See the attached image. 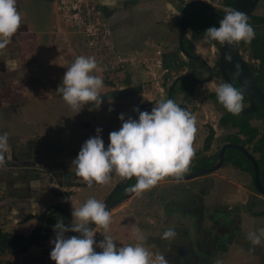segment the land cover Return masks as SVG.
I'll return each mask as SVG.
<instances>
[{
    "label": "crops",
    "instance_id": "0c3cea01",
    "mask_svg": "<svg viewBox=\"0 0 264 264\" xmlns=\"http://www.w3.org/2000/svg\"><path fill=\"white\" fill-rule=\"evenodd\" d=\"M96 2L109 26L112 46L124 60L123 69L106 73L104 81L107 83L104 82L99 91L139 83L142 88L139 99L136 94L106 98L100 105L96 102L81 105V110L68 105L56 89L66 68L80 55L75 45L76 35L58 15L55 0H18L23 23L11 42L0 48V134L7 132L11 148L10 155H5L3 166H0L2 232L27 237L39 213L58 200L66 201L71 213L73 206H80L89 197L103 201L122 177L113 172L107 183L88 185L75 173V165L71 163L82 143L96 135V128L100 127L107 146L109 132L121 126L119 113H125V119L135 118L133 108L137 104L165 100L164 92L155 95L154 87L146 89L153 78L150 77L152 71L144 65L153 64L155 52L159 53V59H169L163 71L174 67L180 58L172 44L176 39L173 33L177 24L175 18L172 19L176 16V5L171 0ZM164 13L169 14L167 22L162 20L155 24L150 14L161 20ZM162 35L168 46L165 54L160 48L157 51L154 48L155 44L162 43V40L156 41ZM95 74L99 75L98 71ZM158 84L161 88V83ZM194 117L193 147L197 149L201 148L206 136L199 133V120ZM161 181L175 180L162 178ZM245 182L239 170L225 163L218 170L187 180L169 200L167 197L164 209L169 224L162 226L157 235L161 248L168 246V251L176 253L173 260L169 259L171 263L198 262L203 258L208 261L210 259L203 255L209 252L208 245L213 244L217 263L264 264V217L247 213L248 186ZM139 194L133 191L115 205V210L127 206L128 199L137 200ZM174 198L179 201L175 207L172 206ZM59 213L54 214L58 216ZM177 214L192 219L193 237L189 224ZM169 227L176 232L173 242L170 238H162ZM208 233L211 237L205 242L202 237ZM33 245L35 243L19 252L0 251V259L11 257L17 259L11 264H32L33 253L43 248ZM39 260L37 258L34 263L40 264Z\"/></svg>",
    "mask_w": 264,
    "mask_h": 264
},
{
    "label": "clouds",
    "instance_id": "9594fccd",
    "mask_svg": "<svg viewBox=\"0 0 264 264\" xmlns=\"http://www.w3.org/2000/svg\"><path fill=\"white\" fill-rule=\"evenodd\" d=\"M18 0H0V48L8 45L23 23ZM205 39L221 44H234L241 40L250 42L254 35L248 23L247 14L235 8H228L219 20L205 30ZM226 59H231L226 55ZM95 57L79 55L66 68L57 91L65 102L73 108L96 102H102L99 89L103 78L95 74ZM215 92L219 102L233 114H239L243 108V93L231 83H220ZM82 107H80L81 110ZM79 110V111H80ZM138 118L125 113L118 114L121 126L109 132V142L100 134L102 128H96V135L87 138L71 163L75 173L88 184L107 183L113 172L122 178L136 177L131 191L140 193L156 185L165 176L181 178L188 170L190 158L194 154L193 139L196 132V119L185 107L171 98L155 102L151 110H140L134 106ZM8 134H0V166H3L6 154L10 155ZM75 223L65 224L62 220L53 225L55 238L50 241L54 246L50 258L55 264H168L161 253L153 256L141 243L145 237L135 233L136 243H115L107 234L111 215L106 203L89 197L78 207H72ZM94 224V227L91 226ZM105 229L103 239H95V227ZM69 231L76 235H67ZM175 229H166L162 238H172ZM99 248L100 251L96 249Z\"/></svg>",
    "mask_w": 264,
    "mask_h": 264
},
{
    "label": "flooded vegetation",
    "instance_id": "af4514ba",
    "mask_svg": "<svg viewBox=\"0 0 264 264\" xmlns=\"http://www.w3.org/2000/svg\"><path fill=\"white\" fill-rule=\"evenodd\" d=\"M228 8H234V0H195L194 2H192L187 8L186 16L190 10L193 11L194 26L191 27L189 25L188 26L185 25V32L182 39V44L185 51L181 49L179 44L178 28H179L180 12L178 13V15L175 17L176 18L175 23L177 24V26L175 32L173 33L174 34L173 37L177 39L175 52L177 53V55H179L180 58L176 61L174 67H172L173 69L166 68L164 78L166 77L167 73H169V71L171 70L178 71V69L180 70L182 66L185 70L178 71V73H176L171 80L168 79L169 80L168 83L165 84L163 81L161 83V87L162 85L164 86L163 92L165 95V99H168L169 88L171 85H173V88L170 90V95H169L170 98L176 101L181 106L185 107L189 111L191 109L188 106V103H186V101L192 98L194 88L196 86H200V88H205V91L202 95L203 100H207V104L213 106L215 110L220 111L219 118L218 119L216 118L217 124L234 125L237 127L238 132L240 133H243L242 127L245 123L248 124L250 127L255 128L256 130L257 129L256 122L258 121L261 122V134L256 141L257 144H253L254 151L248 149L245 146L248 154H250L251 156L248 154L247 155L243 154L242 152L233 148H226L224 150L222 166L225 163L229 162L230 166L240 171V173L244 176L246 180L245 184L248 186L247 188L248 201L246 204L247 213L254 217H258V216L264 217V142H263L264 105L261 102H259L253 95H251V92H249L250 94L245 92L243 90V87L240 86V84L236 81V79L230 74V71L228 69L223 67L225 68L224 69L225 73L222 72V70L219 67V58L221 55V43L218 41H209L205 39L204 30L211 25L218 26L219 20L225 14V10ZM150 15H152V18L154 19L156 18L154 14H150ZM185 22H186V17H185ZM248 23L252 26L254 35L251 38L250 42L241 40L240 42L235 43L236 48L234 49V51L246 63L256 85L261 90L264 91V88L261 85V83L264 82V63H263L264 0H256L255 5L253 6L252 10L249 13ZM187 29L191 31V35L187 34L188 33ZM190 40L196 43V47L193 48L191 46ZM165 52H167V48L162 51L163 54H165ZM242 71L243 69L238 70L237 74L240 77V81H242V83L245 84L247 79L244 75V72ZM224 82L231 83L234 87L241 90L243 93V108H249V107L251 108V111L246 114H237V120L236 118H234V114L227 111L223 106V104L219 102L217 99L215 88L218 84ZM133 86H138V87L135 90V92H133L132 94H138L141 92L142 90L141 84L138 83V84H134ZM153 105L154 104H152L151 106ZM197 105L200 104L198 103ZM234 135H238V134L234 133ZM234 135L230 136L229 140H227L225 143L228 142L234 144H242L244 146V144L238 141ZM220 148L216 152L207 155L206 158L201 159L194 164L191 165L189 164L188 171L199 168H207L215 164L217 162V159L214 160V158L217 152L220 150ZM254 152H258V156H255ZM256 172H257L258 182L260 183L261 189L263 191H258L256 189L255 186ZM130 181H132L133 184L134 182L133 179L128 180L126 183ZM130 189L131 186L129 190L123 192L122 194L119 193L120 191L119 189L117 193L112 197L111 201L119 199L125 194L131 192ZM121 201L122 200H120L119 202ZM119 202H117L116 204H118ZM55 209L56 212H60L57 216V221L67 220L66 211L62 206H58L52 209L48 213H50L52 217L53 215L56 217V215L54 214L56 213ZM71 222H72V216H71V221L68 223L66 222L65 224H69ZM43 225H45L44 221H43ZM35 227H36V223L31 232L32 235L34 233ZM31 233L29 235H31ZM67 234H69V232ZM259 235L262 237L261 233H259ZM210 237L211 236H209L208 233L206 237L203 236L202 238L206 242L210 239ZM245 244L248 245L247 241H245ZM208 246H209V252H205L206 255L203 256L210 259L212 263H217V254H215V251H213L214 249L212 250L214 245L209 244ZM254 249H258V248L254 247Z\"/></svg>",
    "mask_w": 264,
    "mask_h": 264
},
{
    "label": "rangeland",
    "instance_id": "374dc122",
    "mask_svg": "<svg viewBox=\"0 0 264 264\" xmlns=\"http://www.w3.org/2000/svg\"><path fill=\"white\" fill-rule=\"evenodd\" d=\"M171 1L172 4L174 3L176 5L175 15L177 16L178 13L180 12V9L188 0H171ZM57 13L60 16V18L67 23L68 30L76 35L75 45L77 52L80 55L95 57L97 61L96 71H98L99 75H102L103 81H104V76L105 75L107 76L106 74L107 72L123 69V66L121 64H124V60H121L119 54L116 53L114 47L112 46V42L111 39L109 38L107 31V27L109 28V26L101 10L99 13H95L94 16H91L89 20L85 19L84 15L81 17H77L76 19H72V17L62 16L60 12ZM175 17H172V19H174ZM160 19L161 20H158V17L155 18L154 23L158 24L162 22V20H164L163 23H166L167 21L165 20L169 19V14H165V13L162 14ZM102 23L104 24V26H102ZM99 27L103 30V33H99L100 32ZM86 28H89L90 31L86 30ZM187 31H188L187 34L191 35V31L189 29H187ZM163 38H165L164 35H162V38H158V39L156 38V41L162 40L161 41L162 43L155 44L154 48L156 51L159 50V48L162 51L168 48L165 42H163L164 40ZM172 44L174 47H176L177 39H175L172 42ZM190 44L193 48L196 47V43L194 41L190 40ZM105 60L110 61L111 63L103 64V61ZM168 65H169V59L167 58L162 59V57H160L159 59V53L157 54L156 52L154 54L153 64L148 65L149 67H145L144 65V68H147L148 70L152 71L150 77L152 76L153 78L148 81L149 85L146 86V89L147 88L152 89V87H154L155 90L157 91L154 92L155 95H161L164 89V86L162 85V87L160 88L158 83H162L164 81V83L166 84L168 83L169 80L172 79V77L176 73H178V71L185 70L183 66L180 70L178 69V71L171 70L169 71V73H167L166 77L164 78L166 71L163 70L164 67ZM105 66L106 67L111 66L112 69L111 68L107 69L105 68ZM168 68L173 69L170 66ZM104 82L107 83V81ZM261 85L264 88V82L261 83ZM204 91L205 88H200V86H196L193 90L192 98L186 101V103H188V106L191 109L190 112L192 113V115L196 116L199 120V126L197 127L199 133L205 134L206 136L204 138L201 148L194 149V154L190 158L189 164L190 165L194 164L199 160L206 158L207 155H205V152H207L208 155L216 152L227 140H229L230 136L234 135V133L238 134V135H234L238 141L243 143L244 146H246L248 149L254 151L253 144H257L256 141L261 134V122L256 120L258 121L256 122L257 129H256L255 137L251 140L248 139L247 134L238 132L237 127L234 125L217 124L216 118L217 119L219 118L220 111L215 110L213 106L207 104V100H203L202 95ZM138 94H136V99H139ZM198 103L200 105H197ZM254 155L258 156V152H254ZM161 180H159L157 184L152 186L151 188L142 191V193L138 195L139 199L137 198V200L135 201L132 200V202L128 199L127 206H123L122 208H118L117 210H115V206H113L109 210L111 215V222L108 227L107 234L111 235L115 240V243H117L118 245L120 244L127 245L130 243L132 244L136 243L137 241L135 239L134 234L139 233L145 237V239L141 241V243H143V245L151 253H153V256L156 253H161L167 259L168 264H179V263L182 264L181 262L183 261L180 262L173 261V263L169 261V259L173 260L172 258L173 256L176 255V253L174 252L175 253L174 255L171 251H168L170 250L168 246H166L165 248H161L162 246V244H160L161 239L158 238L159 235L157 234L159 233L162 226L166 225L167 223L169 224V222L167 221L168 219L166 217L168 216V214L165 213V209H164L165 208L164 202H166L167 197H169L168 198L169 200L171 198V195L173 196L177 192V189L179 188L178 186L182 185L183 188V184H186L187 180L186 181L182 180V183L179 181H161ZM132 185H133L132 181L123 185L122 188H120L119 193L122 194L123 192L129 190L130 186ZM178 202H179L178 199L174 198L173 199L174 204L172 206L174 207L178 206L179 205ZM53 218H54V223L49 226L48 224L43 225L39 233L38 239H36V241L33 242L35 243V245H42L43 248L40 247L39 252L33 253L34 259L31 261L32 264L36 263L35 260L37 258L40 259L39 260L40 264H55V261L52 260L49 255L51 248L54 246L53 244L50 243V241L55 238V231L53 229V225L57 221V216L55 217L53 215ZM75 222H76L75 218L72 217L71 223H75ZM173 227L176 229L175 224L173 225ZM94 231H96L95 239L97 241L102 240L103 239L102 233L105 232V229L97 226L94 228ZM67 235H71V234H67ZM170 240L173 242L172 238H170ZM31 244H29L26 248L30 247ZM96 250L100 251L99 248H97ZM168 256H170V258H168ZM16 260L17 259H11V257L9 259L8 257H2L0 259V264H11ZM185 264H221V263L219 262L212 263L211 260L207 261L205 259H201L198 262L190 261Z\"/></svg>",
    "mask_w": 264,
    "mask_h": 264
},
{
    "label": "water",
    "instance_id": "95a60500",
    "mask_svg": "<svg viewBox=\"0 0 264 264\" xmlns=\"http://www.w3.org/2000/svg\"><path fill=\"white\" fill-rule=\"evenodd\" d=\"M195 0H189L187 1L184 6L182 7L181 11H180V20H179V28H178V34H179V44L180 47L183 51H185L183 44H182V39H183V35L185 32V17H186V12H187V8L188 6L194 2ZM256 0H234V8L241 10L243 12H245L247 14V17L249 16L250 11L252 10L253 6L255 5ZM236 48L235 43L234 44H221V55L219 58V67L222 70V72H224V69H228L230 71V74L236 79V81L240 84V86L243 87V90L247 93L251 92V95H253L259 102H261L264 105V91L261 90L255 83L246 63L240 58V56L234 51V49ZM226 55H230L231 59H226ZM225 67V68H223ZM243 69L242 72H244V75L246 77V83L243 84L242 81H240V77L238 76L237 72L238 70ZM225 73V72H224ZM176 81V79H175ZM138 86H128L125 88H120V89H114V90H109V91H105V92H101V97L102 100L106 99V98H121V97H125L128 96L130 94H132L133 92H135V90L137 89ZM173 88V85L170 86L169 91H168V97L170 98V90ZM250 94V93H249ZM152 103L151 102H141L139 104H137L136 106L139 107L140 110H151L152 108ZM251 111V108H242L241 112L239 114H246L248 112ZM135 118H138V113L135 112ZM234 118H236L237 120V114H234ZM263 142H264V136H263ZM226 148H233L236 149L240 152H242L243 154H248L245 146H243L242 144H234V143H225L221 146L220 150L217 152L215 159H217V162L215 164H213L210 167L207 168H199V169H194L191 171H188L186 173L183 174V176L181 178H176L172 175H168L165 176L168 179L171 180H177V181H181V180H190L193 179L195 177H198L200 175H205L208 174L210 172H213L217 169H219L222 164H223V157H224V150ZM250 155V154H248ZM251 156V155H250ZM256 167V166H255ZM257 170V169H256ZM130 179H133V185L136 183V177L133 176L131 178H121L113 187L112 189L109 191V193L107 194V196L105 197V199L103 200V202L106 203V206L108 207V210L111 209L117 202H119L120 200H123L125 198H127L128 196H130L132 194L133 191L125 194L124 196H122L119 199L113 200L111 201L112 197L117 193V191ZM255 186L256 189L258 191H263L261 189L260 183L258 182L257 179V172H256V177H255ZM58 206H62L67 214V220L63 221V223H68L71 221V210L68 207V204L66 201L63 200H58L56 202H53L49 205H47L40 213L39 216L37 218V222H36V227L34 230V233L31 237L27 238L24 242L20 243V244H14V245H9L7 243H5L1 238H0V248L1 249H11V250H20L22 248L27 247L29 244L33 243V241H35L38 233L40 232L41 226L43 225V221L45 216L47 215L48 212H50L52 209L58 207ZM182 220H185L188 224H189V229H190V236L193 237L195 234V229L193 226V222L192 219H190L187 215H180L177 214ZM91 226L94 227V224H92ZM69 234L71 235H76L78 233L73 232V231H69ZM264 236V234H263Z\"/></svg>",
    "mask_w": 264,
    "mask_h": 264
},
{
    "label": "built area",
    "instance_id": "2783aa9c",
    "mask_svg": "<svg viewBox=\"0 0 264 264\" xmlns=\"http://www.w3.org/2000/svg\"><path fill=\"white\" fill-rule=\"evenodd\" d=\"M55 4H56L57 12H60L64 17L65 16L72 17V19H76L77 17H81L84 15V18L89 20L91 16H94L95 13L100 12L96 0H55ZM102 26H104L103 23ZM99 29H100L99 33H103V30L100 27ZM86 30L90 31L89 28H86ZM107 31L110 38V31L108 27H107ZM110 63L111 62L107 60L103 61V64H110ZM105 68L112 69L111 66L110 67L105 66Z\"/></svg>",
    "mask_w": 264,
    "mask_h": 264
},
{
    "label": "trees",
    "instance_id": "16d2710c",
    "mask_svg": "<svg viewBox=\"0 0 264 264\" xmlns=\"http://www.w3.org/2000/svg\"><path fill=\"white\" fill-rule=\"evenodd\" d=\"M185 25L186 26H194V13L192 10H190L188 13H187V16H186V22H185ZM242 131L243 133L247 134L248 135V139L251 140L255 137V133H256V130L255 128H252L250 127L248 124H244L243 127H242ZM188 171V170H187ZM44 223L45 224H48V225H51L54 223V218L52 217V215L50 213H48V215L45 217L44 219ZM32 235V233H31ZM31 235H29L28 237H30ZM39 236V235H38ZM38 236L36 239H38ZM28 237H23L21 235H15V234H10V233H7V232H2L0 230V238L7 244L9 245H14V244H20L22 242H24ZM36 241V240H35ZM34 241V242H35ZM25 248H22L20 250H11V249H7L8 251H11V252H19V251H23L25 250ZM5 249H1L0 248V251H4Z\"/></svg>",
    "mask_w": 264,
    "mask_h": 264
}]
</instances>
